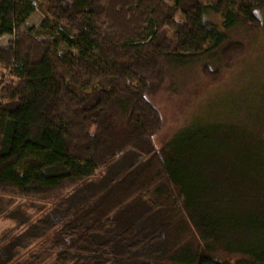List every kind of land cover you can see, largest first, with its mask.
I'll use <instances>...</instances> for the list:
<instances>
[{"label": "trees", "instance_id": "trees-1", "mask_svg": "<svg viewBox=\"0 0 264 264\" xmlns=\"http://www.w3.org/2000/svg\"><path fill=\"white\" fill-rule=\"evenodd\" d=\"M172 1L0 0V36H13L0 46V219L13 223L0 231V264H264L258 153L242 158L207 123L157 148L163 122L147 97L169 65L217 76L209 61L243 53L228 32L259 29L264 0ZM36 10L44 18L28 27ZM125 156L117 179L51 220ZM177 213L200 249L169 245L173 233L181 241L168 234Z\"/></svg>", "mask_w": 264, "mask_h": 264}, {"label": "rangeland", "instance_id": "rangeland-1", "mask_svg": "<svg viewBox=\"0 0 264 264\" xmlns=\"http://www.w3.org/2000/svg\"><path fill=\"white\" fill-rule=\"evenodd\" d=\"M172 2L169 0V3ZM258 14L262 20L259 29L251 31L242 25H236L229 30V38L243 41L245 49L229 65L222 64L216 59L209 61L210 68L219 69L220 73L217 76L203 74L199 62L184 66H167L161 84L147 95L159 110L163 122L162 128L153 136L157 148H162L168 139L180 134L184 127L200 123L216 124L218 127L212 130V133H216L213 137L226 133L227 147L235 144L242 158L246 159L245 154H249L248 160L253 153H258L257 158H253L254 162L259 168L264 166L260 157L264 149V6ZM176 17L181 19L179 14ZM209 17L218 22L221 20L218 14L210 13ZM43 18L44 15L36 10L29 16L26 25L38 27ZM12 38V35H1L0 46L8 45ZM58 50L66 54L71 52L65 46L58 47ZM227 125H233L235 129L228 130ZM128 163L129 156H125L107 170L100 172L94 181L71 195L67 207L54 212L51 220L57 223L72 214L77 207L100 193L112 180L117 179ZM247 164L241 165V169L246 170ZM170 206L169 204L166 208ZM177 215L180 219V229L177 226L171 228L168 234L173 233V230L181 232V241H177L178 237L175 239L176 233H173L169 245L177 244L173 245L177 247L190 245L200 249L199 237L187 223L185 214ZM11 226H13L11 221L0 219V231ZM217 256L232 261L239 258L238 255L221 250L217 251Z\"/></svg>", "mask_w": 264, "mask_h": 264}]
</instances>
